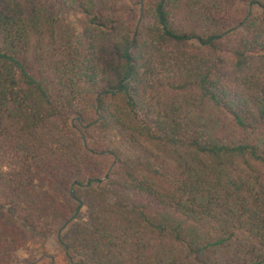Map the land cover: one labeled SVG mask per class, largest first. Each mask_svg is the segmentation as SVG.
Returning a JSON list of instances; mask_svg holds the SVG:
<instances>
[{
    "label": "trees",
    "instance_id": "16d2710c",
    "mask_svg": "<svg viewBox=\"0 0 264 264\" xmlns=\"http://www.w3.org/2000/svg\"><path fill=\"white\" fill-rule=\"evenodd\" d=\"M0 215V264L69 222L71 264H264V0H0Z\"/></svg>",
    "mask_w": 264,
    "mask_h": 264
},
{
    "label": "rangeland",
    "instance_id": "374dc122",
    "mask_svg": "<svg viewBox=\"0 0 264 264\" xmlns=\"http://www.w3.org/2000/svg\"><path fill=\"white\" fill-rule=\"evenodd\" d=\"M130 5L126 3L122 6V9L129 8ZM247 14V8L241 7L233 15V22H237L243 19ZM100 140H97L98 143ZM104 146H110L114 148L124 149L123 142L115 134H109L105 139H103ZM90 146L100 147L95 144V141H90ZM101 144V143H100ZM99 149H103L102 147ZM102 166L106 172H112L115 170V160L113 156L107 155L102 160ZM2 216V215H0ZM81 218L86 217V210L84 209L81 213ZM69 226V225H68ZM66 228H57L53 234L46 238L34 237L28 231H24L25 245L22 249L18 250L14 254L12 264H71L67 253L66 246L64 244L65 239L62 237L64 235L63 231ZM86 262L87 259L84 256H76L73 260L75 263Z\"/></svg>",
    "mask_w": 264,
    "mask_h": 264
},
{
    "label": "water",
    "instance_id": "95a60500",
    "mask_svg": "<svg viewBox=\"0 0 264 264\" xmlns=\"http://www.w3.org/2000/svg\"><path fill=\"white\" fill-rule=\"evenodd\" d=\"M74 219H75V218H74ZM74 219H73V220H74ZM69 224H70V222H69V223H67V224L64 226V228L68 227V225H69Z\"/></svg>",
    "mask_w": 264,
    "mask_h": 264
}]
</instances>
